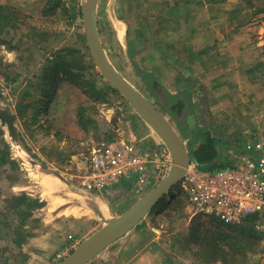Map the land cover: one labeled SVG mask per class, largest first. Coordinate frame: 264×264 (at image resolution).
Masks as SVG:
<instances>
[{"label":"rangeland","instance_id":"374dc122","mask_svg":"<svg viewBox=\"0 0 264 264\" xmlns=\"http://www.w3.org/2000/svg\"><path fill=\"white\" fill-rule=\"evenodd\" d=\"M57 1L53 11L44 12ZM80 3L0 0L16 17L15 28L0 27V110L14 129L11 133L0 119V147L17 166L11 170L16 192L26 195L19 202L31 210L44 197L55 198L40 195L44 175L55 179L53 171L78 183L80 157L99 140L128 141L152 130L96 67L81 16L76 15ZM261 7L264 0H98L95 11L107 58L168 117L188 151L193 143L151 91L153 77L170 87L172 95L190 94L187 127L205 128L232 146L229 167H234L241 162L246 141L264 139ZM176 185L134 229L87 264H264V236L259 233L253 250L234 251L235 261L225 253L206 257L191 232L197 223L211 226L213 219L197 212ZM131 201L117 207V214L95 222L78 243ZM18 235L19 240L24 236L21 231ZM75 245L62 257L55 254L50 264L60 262ZM0 261L26 264L27 258L19 248L0 244Z\"/></svg>","mask_w":264,"mask_h":264},{"label":"built area","instance_id":"2783aa9c","mask_svg":"<svg viewBox=\"0 0 264 264\" xmlns=\"http://www.w3.org/2000/svg\"><path fill=\"white\" fill-rule=\"evenodd\" d=\"M243 149L241 162L234 167L207 169L191 162L177 184L197 212L227 225L243 223L245 214L254 215L253 228L264 236V139L248 140ZM80 160V185L88 192L105 190L123 179L142 187L151 174L159 182L174 165L162 141L147 152L134 139H101ZM74 245L65 244L56 257Z\"/></svg>","mask_w":264,"mask_h":264},{"label":"crops","instance_id":"0c3cea01","mask_svg":"<svg viewBox=\"0 0 264 264\" xmlns=\"http://www.w3.org/2000/svg\"><path fill=\"white\" fill-rule=\"evenodd\" d=\"M236 71H238L237 68ZM235 78H237V82L240 81L238 77L235 76ZM167 90L173 93L170 91V87H167ZM131 139L136 140L140 147L147 152L161 141L153 130H147L144 135L137 136V139ZM228 148L230 150L232 146H228ZM47 176L44 175L41 179L43 189L40 195L47 196L48 193L52 196L54 194L55 198L48 200L44 197L34 210L24 205L22 209L16 211L17 219L21 215L25 216L22 222L18 221L24 237L19 246L15 248H19L23 258H27L26 264H33L37 260L42 264L54 262L52 261L53 256L65 244L72 241L78 245V240L84 236L86 231H90L95 222L117 214V207L121 208L120 206H124V203L133 199L132 203L123 209V211L126 210L144 194L145 190L148 191L150 186L158 183L154 175L151 174L147 184L142 187L135 180L123 179L112 184V188L88 192L82 188L80 182L69 181L67 177L59 178L54 175L52 177L55 179H52ZM47 178L48 182H46ZM13 249L14 246H12Z\"/></svg>","mask_w":264,"mask_h":264},{"label":"water","instance_id":"95a60500","mask_svg":"<svg viewBox=\"0 0 264 264\" xmlns=\"http://www.w3.org/2000/svg\"><path fill=\"white\" fill-rule=\"evenodd\" d=\"M98 0H81L80 11L85 43L90 55L101 75L108 84L118 90L133 107L144 122L152 128L160 140L169 148L174 165L171 171L157 184L140 196L131 206L118 216L112 217L79 243L69 254L57 264H87L110 244L133 229L148 212L168 193L182 178L191 163L185 141L167 116L144 94L135 88L107 58L99 34L96 21V3ZM12 133L11 121L0 111ZM42 168L46 165L41 164ZM47 173H49L47 171ZM51 174L62 178L57 172Z\"/></svg>","mask_w":264,"mask_h":264},{"label":"trees","instance_id":"16d2710c","mask_svg":"<svg viewBox=\"0 0 264 264\" xmlns=\"http://www.w3.org/2000/svg\"><path fill=\"white\" fill-rule=\"evenodd\" d=\"M57 3L58 1L52 5H47L44 12L49 13L53 11ZM259 12L264 13V7H261ZM76 15L81 16L80 5ZM0 20V27H16L15 13L6 5H0ZM82 39L84 40V38ZM150 80L151 91L175 119L184 136L189 137L190 143H193L189 155L194 165L207 169L230 166L232 164V158L228 152L229 148L226 142L213 136L205 128L195 127L190 129L187 127L189 121L186 118L190 114V94L188 92H181L172 95L159 79L153 77ZM176 186L178 187V184ZM211 218L213 219L211 226H204L202 223H197L193 226L191 232L196 237V241L199 242L202 248L201 252L206 257H215L217 253H225L230 256L229 261H235L236 256L234 251L237 250L243 254L245 251L255 248L256 244L253 239L261 234L257 235V232L253 228L252 222L255 219L254 215H249L241 225H227L215 217ZM226 248H229V250H226Z\"/></svg>","mask_w":264,"mask_h":264},{"label":"flooded vegetation","instance_id":"af4514ba","mask_svg":"<svg viewBox=\"0 0 264 264\" xmlns=\"http://www.w3.org/2000/svg\"><path fill=\"white\" fill-rule=\"evenodd\" d=\"M7 118L10 120L8 116ZM0 119L8 126L4 118L0 117ZM9 131L11 132L10 128ZM16 167L14 162L8 160L5 149L0 147V244L2 248L5 247L9 250H12V246H14V248L19 246L21 239L19 240L20 236L18 235V231L20 232L21 230L20 223L18 224L19 220L16 218V211L22 209L24 205L26 206V202H22L23 204L19 202V198L23 196L24 199L26 195L23 193H16V190L19 188L16 187V184L13 182L14 177L12 176L11 170H17ZM8 186L10 191L9 189L5 191L4 187Z\"/></svg>","mask_w":264,"mask_h":264}]
</instances>
